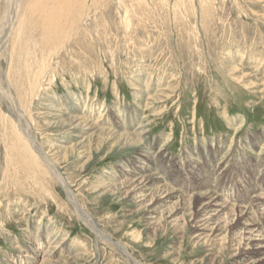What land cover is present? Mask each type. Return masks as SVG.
Listing matches in <instances>:
<instances>
[{"label":"rangeland","instance_id":"1","mask_svg":"<svg viewBox=\"0 0 264 264\" xmlns=\"http://www.w3.org/2000/svg\"><path fill=\"white\" fill-rule=\"evenodd\" d=\"M93 1H85L84 11L87 12H84V19L89 17V22L86 19L84 21L88 25L83 27L80 22L76 25V28L81 27L76 30L79 33L75 31L72 40H69L71 43H67V51L61 49L59 54L62 57L56 56L54 60L57 63L54 61L48 69L36 97V107L52 96L57 103L66 102L67 99L69 101L71 94L84 96L89 105L101 111L95 113L96 117H102L101 124L107 121L110 125L113 123L110 126L112 129L116 130V124L127 132L131 131L130 116H136L137 121L146 117L145 124H148L149 131L146 143L153 141L152 147H148L152 159H156L154 152L158 148L165 149L167 153L166 162L157 163V168L152 166L153 171L159 169L161 180L164 178L165 183H173L175 187L168 185L185 193L184 196L210 192L220 194L227 201L225 193H221L223 188L232 195L233 199L228 200L229 204L248 209L252 196L263 190L258 179L264 173V166H259L261 160L264 161V153H259L258 147L254 148L252 145L255 144L256 137L264 135V0H208V3L206 0ZM124 3L129 4L126 6ZM7 5L8 0H0V23L4 19ZM187 9H190L189 13ZM149 10L150 16L147 13ZM135 11L138 14H133ZM205 11H208L211 20L205 18ZM175 14L179 15L175 18ZM128 21L130 24L126 27ZM98 23L101 24L98 26ZM70 57L74 59L71 60ZM0 67V112L13 117V105L4 94L7 83L4 75L7 71L5 60H0ZM61 67L68 69L65 71ZM77 69L79 74L74 72ZM139 72L142 74H138ZM160 93H166L164 99L152 104L147 100V97ZM45 95L47 97L43 100ZM46 121L47 119H40L37 123L41 126L38 131L40 142L49 139L48 136L51 135L59 137L55 140L68 146L79 141H72L68 134L63 136L57 129H47L43 126ZM238 127L240 131L236 133ZM6 133L10 135V131L4 127L2 135ZM15 140L17 139L10 136L5 137L0 145V163L3 162L0 164V185H5L3 188L0 186V190L3 192L6 189L4 193L0 191V264L8 257L19 261L28 256L25 260H31V254L38 251L40 244H44L42 246L46 251L51 242H56V239L52 240L53 235L62 237L57 240L63 243V250L72 245L84 250L87 260L85 258V261L77 264H89L93 259L96 264H213L206 257V250L201 246L194 248L190 227L182 242L169 233L153 235V232L145 229L147 216L141 211L149 201L137 204L127 199L125 193L115 191L114 188H110L111 191L106 189L123 179H132L135 175L133 168L139 170L141 165L136 159L140 157L138 147L112 148L99 141L100 144L96 145L90 159L83 160L74 155L59 160V167L63 168L62 172L70 185L75 187L73 190H77L85 211L93 217L98 229L110 238V241H106L78 219L62 186L52 183L54 180L49 174L36 173V170L40 171L39 168L32 167V158L22 153L23 149L19 145L12 143ZM20 145L23 146L22 143ZM9 148L11 152L7 150ZM19 154L26 156L21 158L22 155ZM12 155L17 159L13 160ZM221 156L229 159L226 160L227 163L220 162L216 166V160ZM28 160H31L29 165L33 164L31 167L27 164ZM161 165L164 167L161 168ZM27 166L30 171H27ZM43 175L41 179L39 176ZM99 183L102 187H97ZM182 217L179 224L184 223V216ZM185 222L187 223V218ZM118 244L124 245L125 251L121 252L116 247ZM218 250L214 253L218 254ZM66 255L65 252H59L55 257ZM214 264L219 263L215 261ZM221 264H233V260L228 258Z\"/></svg>","mask_w":264,"mask_h":264},{"label":"bare ground","instance_id":"2","mask_svg":"<svg viewBox=\"0 0 264 264\" xmlns=\"http://www.w3.org/2000/svg\"><path fill=\"white\" fill-rule=\"evenodd\" d=\"M85 1L86 0H8L7 9L4 13V19L0 23L1 24L0 25V60L1 59L5 60V63L7 65V69H6L7 71L4 74L6 77L7 83H6L5 87L4 86L3 87L5 89L4 94L6 95L8 100L11 101V103L13 105V108H12V116L13 117H11V115H7L3 112H0V145L3 141V138H5V137L7 138L10 136L13 139H17V140H15L16 142L14 141L12 143L17 144V146L19 145L20 149H23L22 153H24L28 157L30 156V158H32L34 166H32L33 164L32 165L30 164V165L33 168H39V170H40V171L36 170V173L38 172V174H39L40 172H42L45 175L49 174L51 176L50 178H53V180H54L52 183L56 182L60 186H62L63 189L65 190L66 194H67V197H68L70 204L74 208V212H75L76 216L78 217V219L81 220L82 222H84L87 227L92 229L100 237V239H103L106 241H110V238L107 237L104 234V232H102L101 230L98 229L99 226H97L95 221L92 219L93 217L90 216L85 211V208L82 206V204H81L82 202L79 199V194H77V190H73V188H75V187L70 185L67 178L64 176L65 174L62 172L63 168L59 167V165H60L59 160H60V158H63L65 160L69 157H73L74 155L75 156L77 155L80 159H83V160L84 159H90L93 152L95 151L96 145L100 144L99 141H101L102 145L104 144V145L110 146L112 148L115 146L135 147V148L138 147L137 151L139 152L140 157L136 158V159L138 160V163L141 165L139 170L137 171L135 168H133V170L135 171V175L134 176L132 175L133 176L132 179H129V180H127L128 178H126V180L123 179V181H119L118 184L115 183L116 185H113V187L107 186L106 189H109L108 191H111V189L114 188L115 191L121 192L122 194L125 193V196L127 197V199H131L132 201L136 202L137 204H141L143 202L149 201V204H147L145 207H143L141 209V211L143 213H145V215L147 216L146 217V224H145L146 230L153 232V235H156V236L161 234V233H163V234L169 233L170 235H172V237H174L175 239L180 240V242H182V240L186 236L187 228L190 227L191 231H192L191 237L193 239L192 241H193L194 248L196 246H201L204 250H206L208 253V254L206 253L207 254L206 257L213 264L215 261H218L219 264H221L222 261L225 263V261L228 258L233 260V264H264V192H263L264 191V173H262V175L260 177L257 176V177H259L258 183L261 184L263 190L259 191V194L255 193V195L252 196V198H251L252 200H251V203H250V206L248 209H242L239 206L236 207V205L233 206V205L229 204L228 200L225 201L224 197L221 195H218L217 193H210V192L204 193L203 192L202 194L201 193H197V194L194 193L193 195H190V196H188V195L184 196L185 193L171 188L167 183H165L163 181L164 178L161 180V177L158 175V172L153 171L154 167L152 168V166L155 165L156 163L164 162L167 159V153L165 152V149L158 148L157 151L154 152L156 155V159H152L151 154L148 151L149 150L148 147H152L153 141H152V143H146V138H147L146 136L149 133V131L147 129L148 124L147 123L145 124V121H146L145 118L146 117H144L140 121H137L136 116H134V115L130 116L129 119L131 122L130 123L131 124V127H130L131 131L127 132L122 128V126L119 127L116 124H114V126H116V130L112 129V127H110V126H112L113 123L110 125V124L106 123L107 121L101 124L100 118H102V117L100 116V118H99V117L95 116V113H100L101 111L99 112L98 111L99 109H97L96 107H92L93 105L92 106L89 105L87 98H85L84 96L77 97V96H75V94H71V96H70L71 98L69 99V101H68V99L66 101L63 98V100H65L66 102L57 103L56 101H54L55 99L53 96L50 97V100L49 99L45 100L44 97H47L45 95V96H43V100H45L47 102L40 103L42 105L37 106V107H40V109H38L36 107V97H38V93L42 87V82L45 80V76L47 74L48 69L54 63L55 57L60 56L59 53H60L61 49L62 50L65 49V51H67L66 47H67L68 41L69 40L71 41L73 36H74L75 31L79 30L81 28L80 26L78 28H76V25L79 22L83 24V27L85 24L88 25V23H86V21L89 22V17H86L85 18L86 21H84L85 20L84 19V17H85L84 9L86 7ZM97 1L98 0H94L93 2H97ZM121 1L125 2V0H121ZM177 1L179 2L180 0H177ZM207 1L208 0H206V2ZM154 2H155V0H154ZM108 3H109V1H108ZM126 3H127V1H126ZM134 3H136V2L134 1ZM164 3H165V1H164ZM103 4L104 3H102V5ZM121 4H122V2H121ZM124 4H123V6H124ZM128 4L127 5L125 4V5L128 6ZM131 4H133V3H131ZM181 5L182 4H180V6ZM115 6H116V4H115ZM126 6H125V8H126ZM149 7H151V6H149ZM179 8H181V7H179ZM118 10H120V9H118ZM188 10H190V9H187V11ZM99 11H100V9H99ZM132 11H134V10H132ZM177 11H179V10H177ZM210 11L211 10H209V13L211 14L212 12H210ZM149 12H150V10L147 13L149 14ZM157 12H155V13H157ZM188 13H189V11H188ZM202 13H204V12H202ZM209 13H208V11L207 12L205 11V13H204L205 18H209V19L211 18L212 14L210 16ZM133 14H138V13L133 12ZM185 14H187V13H185ZM121 15H122V13H121ZM176 15H179V14H175L174 15L175 18H176ZM140 16H139V18H140ZM149 16H150V14H149ZM184 16H186V15H184ZM134 19H135V16H134ZM134 19H132V20H134ZM152 21H154V20H152ZM125 22H126V20H125ZM154 22H156V21H154ZM202 22H203V20H202ZM144 23H147V22L145 21ZM99 24H101V23H98V26H99ZM129 24L130 23L128 21L126 23V27ZM154 24H153V26H154ZM205 24H203V25H205ZM78 33L79 32H77V34ZM96 33H98V32H96ZM106 33H107V31H106ZM98 34L100 35V33H98ZM189 38H190V36H189ZM191 39H192V36H191ZM71 46H73V45H71ZM73 48H75V47H73ZM78 51H79V49H78ZM75 53H77V51ZM62 55H63V52H62ZM60 57H62V56H60ZM65 58H67V56ZM74 58H75V56H74ZM74 58H72V59H74ZM70 59H71V57H70ZM69 62H72V61L69 60ZM65 64H67L66 60H65ZM71 65H73V64H71ZM85 65L86 64H84V66ZM58 67H60V66H58ZM69 67L71 68L72 66H69ZM73 67H74V65H73ZM140 67H143V66H140ZM61 68H64V67H61ZM66 69H68V68H66ZM66 69H65V71H66ZM94 70H95V68H94ZM52 71H53V69H52ZM77 71H79V70L77 69L74 72L77 74L78 73ZM80 72H82V71H80ZM49 74H50V72H49ZM67 74H68V72H67ZM138 74H142V72H139ZM60 75H61V73H60ZM87 75H88V73H87ZM140 77H142V76H140ZM138 80H139V78H138ZM156 81H158V80H156ZM146 82H144V83L146 84ZM134 84H136V83H134ZM132 86H135V85H132ZM142 86H143V83H142ZM142 86H141V88H142ZM151 86H153V85H151ZM161 86H162V84H161ZM137 88H138V86H137ZM159 88H161V87H159ZM162 88L164 89V87H162ZM51 89H52V87H51ZM143 89H141V90H143ZM172 92H170V93H172ZM146 94H147V92H146ZM53 95H54V93H53ZM55 95H57V94H55ZM165 96H166V93H160L159 95L154 94V95H151L150 97H147V100L151 101V104H152L153 102H157V101L162 100V98L164 99ZM41 99H42V97H41ZM58 99H62V98H58ZM166 100H167V98H166ZM88 106H90L89 107L90 110L88 109ZM149 106H152V105H149ZM146 107H147V105H146ZM156 108L157 107H155V109ZM154 112H156V111H154ZM35 117H37L38 119H36ZM132 117H134V118H132ZM44 118L47 119V121H46V123H44L43 126L46 127L47 129L48 128L57 129L60 133L63 134V136H64V134H68L70 136V139L72 138V141H74V139H77L79 141L74 142L72 145L68 146V145H65L61 142L59 143L57 140H55L56 138H59V137H57L55 135H51V137L48 136L49 139H46L45 141L40 142L39 140H41V139H39V137H38V135H39L38 131H39V128H41V126L37 125V123H39L40 119L45 121ZM147 118H148V116H147ZM229 121L230 120H228V122ZM125 123H126V121H125ZM3 126L5 127V129H8L10 131L9 136L7 134L8 132L6 134L2 135V129L4 128ZM239 131H240V127L236 128L235 132L238 133ZM224 137H225V135H224ZM62 139H63V137H62ZM67 139H69V138H67ZM246 139H248V138H246ZM42 140H43V138H42ZM64 140H65V137H64ZM6 141H8V140H6ZM221 141H222V139H221ZM19 142H20V144L22 143V145H23L22 147L20 144H18ZM163 142L164 141H162V144H163ZM9 143H7V144L10 145ZM68 143H69V141H68ZM213 144H214V142H213ZM12 145H10V146H12ZM239 145H241V144H239ZM15 146L16 145H14L13 148H15ZM252 146L254 148L258 147L259 153H264V135L261 137L260 136L256 137L255 138V144ZM10 148L7 150H10ZM13 148H11V149H13ZM17 148H19V147H17ZM206 151H207V148H206ZM244 151H245V148H244ZM10 152H11V150H10ZM10 152H9V154H10ZM14 153H17V152L15 151ZM17 155H18V153H17ZM19 155H22V154H19ZM23 155L21 156V158H23ZM26 155H24V157ZM234 155H236V154H234ZM222 156H223V154H222ZM257 157H259V155ZM12 158L14 160L15 157L13 156ZM15 159H17V158H15ZM25 159L26 158H24V160ZM228 159H229V157H225V156L222 158H218L216 160V166L219 165L220 162L221 163L222 162L227 163L226 160H228ZM234 159H235V157H234ZM5 160H7V159H5ZM195 160H197V159L195 158ZM258 160H260V159H258ZM30 161L28 160V163H27L28 165H29ZM9 162H10V160H9ZM2 163H0V164H2ZM17 163H16V165H17ZM10 165H11V163H10ZM16 165H15V167H16ZM20 165H22V164H20ZM20 165H18V166H20ZM25 165H26V163H25ZM11 166H13V164ZM29 166H27L26 169L31 167V166L30 167ZM259 166L260 167L264 166V161L261 160V163ZM162 167H164V166L161 165V168ZM23 168H25V167H23ZM11 170H12V168H11ZM11 170H10V172H11ZM28 170L30 171V169H27V171ZM3 171H4V169H3ZM130 171H131V169H130ZM0 172H1V170H0ZM25 174H23V175H25ZM38 174H35V175H38ZM4 175H7V174H4ZM8 175L10 176V174H8ZM28 175L30 176L31 174H28ZM31 176H33V175H31ZM39 177L41 179H43L44 175L39 176ZM4 178H5V176H4ZM10 178L12 179V174H11ZM37 178H38V176H37ZM32 179H34V178L32 177ZM7 180H8V177H7ZM15 180H16V176H15ZM36 180L34 179V181H36ZM219 180H221V179H219ZM8 182H9V180H8ZM11 182H13V180H11ZM40 183L43 184V182H40ZM52 183H51V185H52ZM15 184H17V183H15ZM34 184H37V183H34ZM100 184L101 183H99L98 184L99 186H97V187H102V185H100ZM31 185H32V181H31ZM10 186H11V183H10ZM35 186H38V185H35ZM3 187L1 186V188H3ZM48 187H50V186H48ZM25 188H27V187H25ZM30 188H32V187H30ZM199 190H200V188H199ZM5 191H6V189H5ZM5 191H3V192L1 191V192L4 193ZM41 191H42V189H41ZM35 192L37 193V191H35ZM9 193H11V192H9ZM46 193H47V195L49 194L48 192H46ZM20 194L22 195V193H20ZM16 195H17V193H16ZM36 198H37V196H36ZM56 199L58 200V198H56ZM10 200H11V198H10ZM41 200H43V199H41ZM234 204H235V201H234ZM62 208H63V206H62ZM11 209H12V207H11ZM9 210H10V208H9ZM9 215H11V214H9ZM182 216H184V219H183L184 223L179 224V222L182 221V219H181V218H183ZM186 218H187V223L185 222ZM8 222H9V220H8ZM3 230H4V228H3ZM51 237H52V235H51ZM59 237H60L59 235L58 236L53 235L52 240L56 239V242L52 243L50 241L51 245L49 244L50 246L48 247V249L46 251H44L45 250V249H43L44 246H42L44 244H40L38 251H35V253H34L35 255L31 254V256H30L31 260H25V258H27L28 256L27 257L25 256L24 259L19 260V261H15V259H10L8 257L5 261H2L3 263H1V264H32L33 262H35V263L38 262V264H60L61 262L62 263L72 262V263L77 264L79 262L85 261L86 254L83 253L84 250L82 248H78L77 246L72 245L68 249H67V247H65V250H66L65 251V250H63V246H64L63 243L62 242L59 243L60 241L58 242V240H57V239H59ZM49 238H50V236H49ZM61 238L62 237H60V239ZM63 238H64V236H63ZM116 247L121 252L125 251L124 245L118 244V246H116ZM42 249L44 252L41 251ZM217 249H219L218 254H216L217 252L214 253ZM59 252H61V253L65 252V254H67L66 257H63V256L55 257V255ZM86 260H87V258H86ZM89 264H96L95 259L89 261ZM135 264H137V263H135Z\"/></svg>","mask_w":264,"mask_h":264}]
</instances>
